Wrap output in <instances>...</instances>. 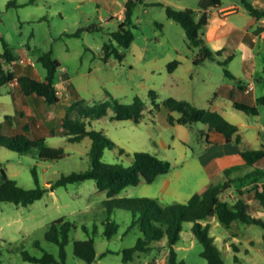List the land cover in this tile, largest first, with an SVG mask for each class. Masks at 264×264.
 Segmentation results:
<instances>
[{"label": "rangeland", "instance_id": "374dc122", "mask_svg": "<svg viewBox=\"0 0 264 264\" xmlns=\"http://www.w3.org/2000/svg\"><path fill=\"white\" fill-rule=\"evenodd\" d=\"M199 1L144 0V3H138L134 12L135 41L126 51V58L119 61L114 57L106 62L102 59L103 46L119 27V19L114 16L125 6L126 0H0V35L7 40L15 54L19 56L22 50L26 51L37 62L39 57L52 50L54 58L62 63L60 79L63 80L62 74L68 71L73 85L71 100L64 101V104L81 101L71 111V118L84 121L87 130L102 132L116 144L113 148H106L103 158L105 163L129 167L134 164L135 153L147 152L172 164L173 169L169 174L160 176L153 184L128 187L120 197L153 198L169 206L186 203L194 193L201 192L206 183L208 173L205 170V158H212L224 149L230 155L217 159L225 170H233L230 174L232 179L240 180L248 174L264 172V159L256 166H249L239 154L240 151L264 149V105L258 102L259 98L264 97V38H259L256 43L254 64L250 63L256 91L247 95V104L258 106L259 114H247L234 109L236 124H233L240 129L241 144L217 143L207 148V135L212 134L207 125H173L169 121L170 114L176 119L180 117L179 113L167 108L165 102L169 98L186 100L210 110L212 103H234L221 96L215 99L216 93L225 84L249 85L251 73L240 51L236 52V58L227 63V68L236 79L226 75V67L219 61H207L197 67L191 65L198 49L189 47L186 31L179 23L169 19L167 7L197 9ZM223 2V6L233 7L231 5L235 4L240 12L245 10L242 0ZM175 45L181 46L183 55L191 60L179 80L164 70L157 71L165 61L166 53ZM3 50V44L0 43V51ZM174 57L178 59L176 54ZM220 59L224 61L227 57ZM12 69L20 78L29 74L42 80L45 75V70L37 63L33 68L24 67L18 62ZM1 90L6 93L0 97L3 100L0 104V134H19L13 133V128L7 123L5 117L8 114L14 115L11 122L17 126L16 130L25 129L18 124L24 118L30 129L40 131L41 128L32 124L33 120L29 119L25 111L21 114L17 108L16 112V98L13 99L12 94L7 93L8 87L4 86ZM67 91H71L70 88L65 90V87L60 86L62 97H69ZM151 91L157 94L156 102ZM137 97L145 103L140 123L113 119L116 114L113 106L105 117L97 120H91L83 113L85 107L107 100L132 104ZM64 104L61 106L65 107ZM43 113L49 117L57 112L48 107ZM57 126L55 122L54 128L58 131ZM24 132L20 134L28 136ZM41 135L35 134V138H44ZM73 137L68 129L63 128L57 135L47 138L49 146L64 148L68 154L64 159L47 162L39 160L36 151L27 155L10 150L2 144L3 139L0 137V184L4 181L5 170L11 179L25 189L40 186L46 190L42 199L28 207L10 202L0 203V264H38L26 261L25 252L40 258L45 253H51L59 258V246L47 241L45 236L50 226L61 218L76 227L66 248L67 264H86L75 255L74 247L76 241L89 238L95 239L97 250L93 264H169V248L165 240L152 253L139 255L134 262H124L123 251L137 244L140 230L137 227L128 231L132 213L125 207L112 208L110 215L104 205L108 197L98 191L96 181L56 185L62 176L83 172L92 166L89 156L91 138L72 142ZM34 169L38 173L39 184L33 175ZM223 176L224 180L214 177V183L226 182L228 177L225 173ZM167 180H171L172 184L166 191ZM252 211L255 216L264 218L259 204L253 203ZM110 219L120 226L118 233L111 239L104 235L105 223ZM84 226L90 228V234L83 229ZM95 226L98 227L97 232H94ZM210 235L215 239L226 264H264V230L260 226L235 222L231 229H227L217 219H213ZM37 242H40L41 247ZM177 248L179 259L185 264H208L202 256L204 246L193 232V223L184 224ZM110 250L114 253L103 255Z\"/></svg>", "mask_w": 264, "mask_h": 264}, {"label": "trees", "instance_id": "16d2710c", "mask_svg": "<svg viewBox=\"0 0 264 264\" xmlns=\"http://www.w3.org/2000/svg\"><path fill=\"white\" fill-rule=\"evenodd\" d=\"M223 1L200 0L197 9L182 10L168 6L167 15L169 19L179 23L184 28L189 47L198 49L196 64L206 61H219L226 67V75L235 79V75L227 68V63L232 57L222 61L220 58L223 56V50L214 51L204 40L210 18L209 11L212 8H221L224 5ZM138 3H144V0H126L123 19L119 21L118 29L111 34L110 41L103 46V61L108 62L114 57L123 61L126 58V51L135 41L134 12ZM244 6L254 17L264 18V10L256 8L247 0L244 1ZM0 43L3 44L4 48L3 52L0 51V88H2L9 86V83L16 77L12 67L19 62L20 57L15 54L10 44L1 35ZM36 63L45 70L43 80L35 79L29 75L19 77L22 90L26 95L36 94L44 98L48 105L58 104L61 98L57 85L60 83L59 72L62 63L54 58L52 50L39 57ZM179 64V61L173 63V65ZM240 88L244 91L246 89L243 86ZM150 94L156 102L157 94L155 91H151ZM258 102L264 105V97L259 98ZM80 104L81 101H76L68 108V114L64 118V128L68 129L71 135H74L71 138L72 142H80L85 137L91 138L92 146L89 156L92 166L86 171L62 176L56 185L67 186L94 180L98 191L105 193L108 197L104 205L108 208L110 215H112V208L125 207L131 211L132 222L128 231L138 227L141 236L134 247L123 251L125 263L134 262L139 255L152 253L156 246L165 240L169 248V264H185L183 260L179 259L177 247L182 237L184 224L188 222L193 223V232L204 246L202 256L208 264H226L215 239L210 235L213 219H217L227 229H231L235 222H242L246 225H258L264 230V218L255 216L252 211L253 203H256L264 212V172L260 171L248 174L240 180H235L230 177L233 170L227 169L225 171L228 177L226 182L209 185L204 191L194 194L188 202L183 204L169 206L162 205L158 199L153 198L120 197L128 187L153 184L160 176L169 174L173 166L169 161L147 152L135 153L134 164L129 167L111 166L105 163L103 158L106 148H113L116 144L102 132L87 130L84 121L71 118V111ZM165 104L171 112L180 114L178 119L170 114L169 121L171 124L192 126L195 123H202L208 126L210 133L224 136L228 143H242L239 127L221 113L203 109L189 101L173 97L169 98ZM155 105L158 108V104L155 103ZM112 106L116 111L113 117L115 120H134L136 123H140L143 118L145 103L139 97L135 98L132 104H124L118 100L113 102L107 100L98 105L85 107L83 113L87 118L97 120L105 117ZM234 106L247 114H259L256 105L236 101ZM0 137L3 139L2 144L10 150L27 155L36 151L37 158L41 161H58L68 155L64 148L49 146L44 138L31 139L20 134H0ZM206 141L210 142L209 135H207ZM121 153H124V150H121ZM241 156L247 165L256 166L258 162L264 159V149L245 150L241 152ZM33 175L39 184L36 169L33 170ZM3 179V183L0 184V203L10 202L18 206L28 207L42 199L46 193V190L40 186L36 189L21 187L16 180L8 176L5 170H3ZM105 226L104 235L109 239L116 235L120 229V226L111 219L105 223ZM74 229L76 227L72 222L61 218L55 221L46 233V240L59 246V258L51 253H45L40 258L25 252L24 259L38 264H67L66 248ZM83 229L90 234L91 230L88 226H84ZM97 229L98 227L95 226L94 232H97ZM36 244L41 247L40 242ZM1 248L2 243L0 242V256ZM74 253L86 264H93L97 258L95 239L76 241ZM108 253H114V251H107L103 255ZM237 261H239L238 257Z\"/></svg>", "mask_w": 264, "mask_h": 264}, {"label": "crops", "instance_id": "0c3cea01", "mask_svg": "<svg viewBox=\"0 0 264 264\" xmlns=\"http://www.w3.org/2000/svg\"><path fill=\"white\" fill-rule=\"evenodd\" d=\"M242 1L244 2L245 0ZM247 1L252 3L256 8L264 10V0H247ZM231 6L234 7L235 4ZM227 8H230V6H222L221 8L210 9L209 11L210 18L208 21L207 28L205 30L204 40L206 44L214 51L223 50L222 57L224 58L232 57L233 60L237 56L236 52L240 51L241 55L243 56V60L245 64L248 66L249 72L251 73L250 81H249L250 84V82L255 81L253 76L254 71H251L250 63L253 62L254 64V59H255L254 49L256 43L258 42L259 38H264V18L258 19L254 17L246 9V7L244 8L245 10L243 12H240L239 8L237 7L236 10H229L224 13L223 11H225V9ZM179 9L183 10L187 8L179 7ZM124 14H125V6H123L117 13H115L114 18L117 17V19H119L120 21L123 19ZM174 54L178 56V59H175ZM25 56H30V55L28 54V52L22 50V53L19 55V57L21 58ZM164 59L165 61L162 62V64L158 67L157 71L164 70L166 71L167 74H169L171 77H173L176 80H179L180 78L183 77V73L185 69H188L187 64L189 63V61H191L188 56L183 55L182 47L177 45L173 46V48L166 53ZM175 61H179L180 64L173 65ZM191 63L193 67H197L198 65L207 63V61L201 64H196L195 60H193V62ZM62 76L64 77V79L63 80L60 79V83L57 85L59 91L61 85L65 87V90L66 88L67 89L70 88L71 91H67L68 93L67 95L69 97H65V96L62 97L59 92L61 101L56 105H48L45 102L44 98L36 94L26 95L21 87L12 89L10 88V86H5L8 87L7 93H11L13 99L14 97L16 98L15 100L17 105L16 112L18 110L17 108L20 109L21 114L22 111H25L29 119L31 121L33 120L32 122L34 123L32 124H36L37 127L41 128L40 131L37 130L34 131L33 128L30 129L29 123L28 122L25 123L23 121L24 118H22V121H19L18 124L21 125L22 129L23 128L25 129L23 131L16 130L18 129L17 126L16 125L13 126V123L11 122L14 120V115L8 114L6 115L5 118L6 121H8L7 123L9 124V126L13 128L14 131L13 133L20 134L21 132L25 131L28 137L31 139H40L41 137L35 138V134H39V135L42 134L41 136H44V139L47 140V138L57 135L59 130L64 128V118L68 114V108L70 107V105L72 106L73 104L69 102L67 105H65L64 101L66 102L70 101L71 100L70 95H72V92L74 91L71 89L73 85L68 71H65L64 74H62ZM240 86H243L245 88L247 87L241 84H237V85L225 84L216 93L215 99L221 96L224 99H229V101H234V103L236 101L247 103L248 100L247 94H245V91L241 89ZM2 88H0V97H3L6 93V91L1 90ZM254 91H256V88ZM1 102L3 103V100H0V104ZM234 103L233 104L228 103L226 105L221 103H212V107L210 108V110L221 113L229 121L235 123L234 109L236 108L234 106ZM62 104H64L65 107H62L61 106ZM48 107H51L57 113L53 114V116L48 117L46 114L43 113L44 109H47ZM55 122H57L58 125L57 127L59 128L58 131L54 128ZM28 132H30V134H28ZM209 138H210V142L206 141V143L208 144L207 148H211L214 144L217 143L222 145L228 144L226 138L217 133H212L211 135H209ZM241 152L242 151H240L239 154H241ZM228 155H230V152L227 149H224L223 151L214 154L212 158L211 157L207 159L205 158L204 161L205 170L208 173V176L205 177L206 183L204 184V187L201 190V192L204 191L209 185L215 184L213 181L214 177L217 176L221 178V180L225 179V176H223V174L225 173L226 170L225 168L221 167L220 162L217 158L227 157ZM171 184L172 181L167 180L166 187L164 190L167 191L171 187Z\"/></svg>", "mask_w": 264, "mask_h": 264}, {"label": "built area", "instance_id": "2783aa9c", "mask_svg": "<svg viewBox=\"0 0 264 264\" xmlns=\"http://www.w3.org/2000/svg\"><path fill=\"white\" fill-rule=\"evenodd\" d=\"M237 7L234 6V7H230V8H227L225 9V11H223L224 13L226 11H229V10H236ZM19 63L21 65H23L24 67H33L35 68L36 67V62L35 60L31 57V56H25V57H21L19 59ZM9 86L10 88L12 89H15V88H20L21 87V84H20V80H19V77L16 76L10 83H9ZM255 90V81H252L250 82V84L246 87L245 89V94H250L252 93L253 91Z\"/></svg>", "mask_w": 264, "mask_h": 264}]
</instances>
